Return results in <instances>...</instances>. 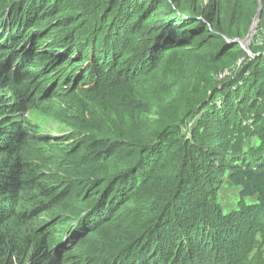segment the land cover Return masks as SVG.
<instances>
[{"label":"trees","instance_id":"trees-1","mask_svg":"<svg viewBox=\"0 0 264 264\" xmlns=\"http://www.w3.org/2000/svg\"><path fill=\"white\" fill-rule=\"evenodd\" d=\"M55 96L82 129L30 159L25 116ZM263 134L264 0H0V264H99L70 250L96 236L112 264H264ZM65 200L90 205L66 246L12 230Z\"/></svg>","mask_w":264,"mask_h":264},{"label":"rangeland","instance_id":"rangeland-1","mask_svg":"<svg viewBox=\"0 0 264 264\" xmlns=\"http://www.w3.org/2000/svg\"><path fill=\"white\" fill-rule=\"evenodd\" d=\"M71 107L72 105L67 102L65 98H58L55 96L49 98L48 100L46 99L37 102L35 107L26 114L24 123L31 131V136L28 139V148L26 152L27 157L29 154H31L30 159H33L36 157V155L38 156V154L49 153V150H51L50 147L55 143L60 145L75 144L77 139L76 135L82 128L80 124L76 123V121L70 119L66 115L72 112ZM234 133V149H247L249 147H255L260 143V138L257 136H250L246 131L242 132L239 129ZM79 170L81 169L77 166V164L74 163L71 166H67V163L62 160L61 164L55 167L54 173L57 175L56 182H60L65 177H69L71 181L77 180L80 176V172L77 173L76 171ZM53 180L54 177L51 181ZM236 196L237 190L230 184L224 183L220 189L219 198L226 211L235 207ZM71 203L76 204V206L73 209L67 208ZM29 205L30 204H28V206ZM89 206V203L84 201H59L53 212L49 211L48 213L43 214L41 212V214H38L37 216L30 214V217H32L31 221L22 222L20 216L16 217L11 221L13 226L12 230L16 232H26L27 234H33L35 231L42 233L44 230L48 231L49 229H52L55 230L56 234L58 235V243L62 242L66 246V243H64V235L57 231L59 222H62L71 213L78 216L81 208L88 209ZM24 209L30 210V207H25ZM74 239L75 237L73 234L70 243L67 246H70ZM102 242H104L103 237L96 236L92 240L93 244L85 248H80L82 245H78L76 241L70 248V250L73 251L71 256L73 255L74 257H77L81 256V254L91 256L96 251H101V253L96 255L102 254V256H104V253L108 252L111 247ZM94 256L89 257L90 263L99 262V264H112L107 261L101 262L98 257Z\"/></svg>","mask_w":264,"mask_h":264},{"label":"water","instance_id":"water-1","mask_svg":"<svg viewBox=\"0 0 264 264\" xmlns=\"http://www.w3.org/2000/svg\"><path fill=\"white\" fill-rule=\"evenodd\" d=\"M241 43H242V41H241ZM242 45H243V43H242Z\"/></svg>","mask_w":264,"mask_h":264}]
</instances>
